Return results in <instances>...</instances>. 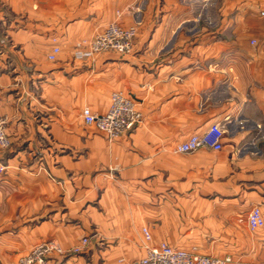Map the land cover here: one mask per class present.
Masks as SVG:
<instances>
[{"label":"crops","instance_id":"obj_1","mask_svg":"<svg viewBox=\"0 0 264 264\" xmlns=\"http://www.w3.org/2000/svg\"><path fill=\"white\" fill-rule=\"evenodd\" d=\"M263 12L264 0H0L11 141L0 152V264L52 240L65 254L50 264H133L143 228L155 245L264 264V227L248 225L254 207L264 216ZM115 21L138 27L130 55L76 57ZM114 92L142 121L109 142L82 111L106 113ZM216 123L221 151L176 152Z\"/></svg>","mask_w":264,"mask_h":264},{"label":"built area","instance_id":"obj_2","mask_svg":"<svg viewBox=\"0 0 264 264\" xmlns=\"http://www.w3.org/2000/svg\"><path fill=\"white\" fill-rule=\"evenodd\" d=\"M136 8H132L135 10ZM264 15V12L262 13ZM138 35L136 25H123L118 21L110 23L102 32L95 34L83 47L76 52L78 58H93L103 52H114L121 56L130 55L134 50L135 39ZM252 44H256L253 40ZM61 48L55 46L48 56L56 60ZM82 118L88 125L94 126L104 134L109 142L117 140L124 133L134 129L142 121V113L137 103L121 92H114L110 98V107L104 114H95L89 107L82 111ZM225 126L216 123L203 133L192 134L176 148L178 153H191L201 148L221 151L224 146ZM11 146L7 133V119L0 112V150ZM3 170V169H1ZM248 225L252 231L264 227V216L259 206L254 207L248 216ZM145 254L133 264H233L230 257H213L196 251H187L169 246L166 243L153 244V238L147 228H143ZM89 244L84 238L82 244L73 249L81 253ZM65 254L58 242L52 240L35 245L31 251L20 258L19 264H50L53 255Z\"/></svg>","mask_w":264,"mask_h":264},{"label":"rangeland","instance_id":"obj_3","mask_svg":"<svg viewBox=\"0 0 264 264\" xmlns=\"http://www.w3.org/2000/svg\"><path fill=\"white\" fill-rule=\"evenodd\" d=\"M9 148H10V147H9ZM9 148H7V149H9ZM7 149H6V150H7ZM6 150H0V152H2V151H6ZM4 168H5L4 166H1V167H0V172H2V171L4 170ZM1 169H3V170H1ZM18 264H19V262H18Z\"/></svg>","mask_w":264,"mask_h":264}]
</instances>
